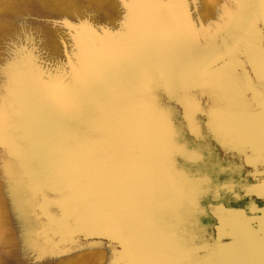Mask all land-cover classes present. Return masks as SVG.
Returning <instances> with one entry per match:
<instances>
[{
    "label": "water",
    "instance_id": "1",
    "mask_svg": "<svg viewBox=\"0 0 264 264\" xmlns=\"http://www.w3.org/2000/svg\"><path fill=\"white\" fill-rule=\"evenodd\" d=\"M109 1L119 9L112 22L88 5H79L74 19L39 14L34 4L29 12L37 16L9 45L0 144L8 157L4 186H14L21 231L29 232L28 263L53 264L74 247L117 238L133 243L119 264H264L261 254L247 255V241L238 248L233 234L245 223L225 213L218 229L230 225L229 243L182 239L184 192L167 169L170 140L151 91L162 82L173 94L201 75L222 93L245 144H264V117L246 108L235 75L237 58L254 51L252 6L247 23L230 15L208 34L195 22L196 0ZM261 4L253 0L264 35ZM48 26L63 31L60 47L69 55L58 59L44 50ZM50 207L60 221L45 213ZM228 249L230 258L222 253Z\"/></svg>",
    "mask_w": 264,
    "mask_h": 264
},
{
    "label": "rangeland",
    "instance_id": "2",
    "mask_svg": "<svg viewBox=\"0 0 264 264\" xmlns=\"http://www.w3.org/2000/svg\"><path fill=\"white\" fill-rule=\"evenodd\" d=\"M34 4L39 14L57 17L70 13L74 19L79 18L78 6L88 5L109 22L119 10L109 0H0V93L5 92V64L12 57L9 45L17 31H25L37 16L29 12ZM250 8L251 32L256 33L254 51L237 58L235 75L239 77L246 108L264 117V35L253 0H196L194 19L212 34L230 15L247 23ZM48 28L45 30L49 38L41 44L44 50L50 49L49 54L58 59L69 55L67 51L62 54L60 47L63 31L58 26ZM246 43L249 44L248 40ZM69 44L67 40L66 46ZM60 65L56 68L60 69ZM163 85L155 82L151 91L154 107L165 122L170 140L167 169L179 179L184 192L183 204L187 210H181L182 239L193 246L229 243L230 225L218 229V220L222 221L226 214L228 220L247 224H241V230L233 235L244 236L248 230L247 236L253 238L256 250L264 257V245L256 239L260 234L258 229L264 230V144H245L225 108L222 93L201 75L183 80L173 94ZM6 152L0 144V264H30L26 256L31 252L25 248L29 232L21 231L20 214L14 206V186H4ZM45 213L59 215L54 207L47 208ZM56 220L61 218L58 216ZM41 242L37 240L34 248ZM132 244L112 238L74 247L53 264H119L122 255L132 251ZM203 257L204 252H199L198 258ZM39 263L47 264L45 258Z\"/></svg>",
    "mask_w": 264,
    "mask_h": 264
},
{
    "label": "bare ground",
    "instance_id": "3",
    "mask_svg": "<svg viewBox=\"0 0 264 264\" xmlns=\"http://www.w3.org/2000/svg\"><path fill=\"white\" fill-rule=\"evenodd\" d=\"M260 12H261V16H263V19H264V7L262 6V4H261V7H260ZM239 239L241 240L239 243H238V246H240V247H238L239 249L240 248H242V247H244V241L243 240H245V241H247V244H246V248H248V254L247 255H249V254H255V253H259L257 250H256V248H255V242H254V240H253V238L252 237H250V236H247V235H244V236H239ZM243 239V240H242ZM243 241V242H242ZM236 249V248H235ZM222 253L223 254H225L228 258H230V256H233L232 254V251L230 250V249H228V250H225V251H222ZM221 254V253H220ZM246 254L245 253H243V255L244 256H246ZM255 259H258V257H255ZM255 262L257 263V260H255Z\"/></svg>",
    "mask_w": 264,
    "mask_h": 264
}]
</instances>
